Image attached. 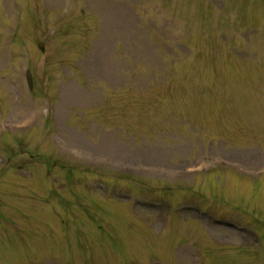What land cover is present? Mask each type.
Here are the masks:
<instances>
[{
  "label": "rangeland",
  "instance_id": "obj_1",
  "mask_svg": "<svg viewBox=\"0 0 264 264\" xmlns=\"http://www.w3.org/2000/svg\"><path fill=\"white\" fill-rule=\"evenodd\" d=\"M0 264H264V0H0Z\"/></svg>",
  "mask_w": 264,
  "mask_h": 264
},
{
  "label": "water",
  "instance_id": "obj_2",
  "mask_svg": "<svg viewBox=\"0 0 264 264\" xmlns=\"http://www.w3.org/2000/svg\"><path fill=\"white\" fill-rule=\"evenodd\" d=\"M39 47L41 48L42 51L44 50L43 42L39 43ZM25 76H26V81L29 85V88L32 89L33 88V77H32L31 70L29 68L26 69Z\"/></svg>",
  "mask_w": 264,
  "mask_h": 264
}]
</instances>
